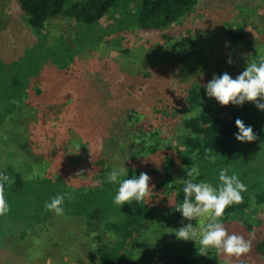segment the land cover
I'll return each instance as SVG.
<instances>
[{
	"label": "rangeland",
	"instance_id": "obj_1",
	"mask_svg": "<svg viewBox=\"0 0 264 264\" xmlns=\"http://www.w3.org/2000/svg\"><path fill=\"white\" fill-rule=\"evenodd\" d=\"M139 5L140 0H123L94 26L54 19L36 34L23 20L16 0H0V62L9 69L2 84L7 86L0 89V117H11L2 112V105L16 98L8 87L9 74L16 70L25 83L21 103L31 111L17 124L7 121L12 131L7 143L0 142V171L10 175L9 166H22L11 163L14 153L36 172L71 176L78 184L92 181L94 172L87 171L85 162L93 163L113 134L102 123L131 109L143 116L146 129H163L162 139L175 144L182 119L192 111L185 104L189 86H206L214 75L225 72L235 78L264 46V0H200L190 16L157 32L139 29ZM240 26L245 37L235 40L229 32ZM260 139L249 143L240 165L256 173L250 176L249 187L262 179L258 174L264 170V140ZM73 143L81 147L78 153L71 148ZM154 178L150 177L147 198L154 200L156 209L167 207L172 200H165L163 190H155ZM247 215L251 228L238 220L224 224L229 233L252 241L250 252L233 257L232 264H264V257L255 252V243L264 238V205H252ZM52 218L49 226L44 216L38 222L34 218L6 222L0 264H97L95 248L80 222L55 213ZM159 222L146 225L148 238L142 236V242L148 246L131 251L135 263L165 264L168 253L182 251L195 263L200 245L178 240L174 232L188 223L202 229L207 220L183 219L169 226ZM20 232H27L22 240ZM224 259L219 255L220 264Z\"/></svg>",
	"mask_w": 264,
	"mask_h": 264
},
{
	"label": "trees",
	"instance_id": "obj_2",
	"mask_svg": "<svg viewBox=\"0 0 264 264\" xmlns=\"http://www.w3.org/2000/svg\"><path fill=\"white\" fill-rule=\"evenodd\" d=\"M122 1L16 0V4L30 30L39 34L49 22L58 18H66L84 26H94ZM199 1L140 0L137 25L143 32L162 31L190 16ZM243 31L244 27L240 26L237 32L230 31L229 36L240 40L245 37ZM257 54L254 61L258 62L264 58V46L257 50ZM7 67L0 62L2 90L7 86L2 85L5 81L4 72L9 71ZM20 77L19 70L9 74L11 81L8 87L10 91H14L16 98L13 97L12 101L1 104L2 112L10 113L11 117L6 120L5 117L3 119L0 117L2 121H6L3 126L0 122V142L4 140L7 143L11 136L12 130L7 127L8 120L17 124L20 118L31 112L29 105L21 103L26 95H22L25 83ZM260 102L264 103V101ZM185 104L192 110L191 112L195 111L196 115L189 114L182 119V133L177 143L172 145L170 143L167 145L162 139L163 129H146L143 124L147 122L143 121V116L134 109L128 110L122 116L116 115L114 121L112 115L108 122L110 124L102 123L103 128L113 134L108 143L103 145V149L101 151L98 149L100 152H97L96 160L93 163L85 162L87 171L94 172L92 181L90 179L89 182L78 184L71 176H61L44 170L36 172L32 169L33 165L27 167L23 160L17 159L14 153H10V157L14 159L11 163L17 161L22 166H18L17 169H14V165L8 167L10 176L15 177V183L5 189L10 211L0 216V244L2 243L0 249H3L1 246H4L3 241L8 233V229L4 227L6 222L17 223L22 218L23 221L34 218L38 222L44 216L47 218L44 224L49 226L52 224L54 212L45 209V203L58 193H68L62 205L64 208L62 215L77 219L84 227V235L95 248L97 264H136L132 259L131 251L148 246L145 241L142 242V236L148 238L146 225L147 227L159 225V221L163 220L164 224L169 226L184 219L179 212H176V207L183 201V180L187 179L185 168L190 167L191 164L200 167L201 176L197 178V182L206 180L214 187L219 185V169L223 167H228L230 174L235 172L239 176L247 186V191L242 193L243 202L228 207L222 221L225 224L238 220L251 228L252 224L248 222L249 215L246 214L251 210L252 205H264V170L258 174L262 178L261 182L249 187L250 176H255L256 173L247 171L240 165L245 159V151L250 142L241 143L235 139L238 133L235 122L237 119L242 120L246 126L253 128L258 139L264 140V112L257 109L255 102H246L243 106L231 104L227 107L221 106L214 99L206 96L205 86L199 83L189 86ZM7 132L10 134L9 137ZM13 139L15 141V138ZM89 144L86 146L87 150L83 149L85 154L88 152ZM162 144L165 145L164 148L161 147ZM207 149H213L217 155L214 164L205 159ZM150 159H153V162L147 163ZM123 164L129 170V178L132 177L133 171L137 176L143 172L149 177H155L157 182L155 190H163L165 200L167 198L169 201L172 200L170 205L156 209L154 200L149 201L148 198L140 204L133 202L132 205L125 204L122 208L113 204L117 186L107 183L97 184V181L102 180L113 167ZM147 166L149 170H145ZM30 213L33 215L30 216ZM18 235L22 240L27 236V232H20ZM255 252L264 257V238L255 243ZM198 254L200 256L198 260L192 263V255L189 253L184 251L179 254L168 253L165 264H220L219 255L215 250L210 249Z\"/></svg>",
	"mask_w": 264,
	"mask_h": 264
},
{
	"label": "clouds",
	"instance_id": "obj_3",
	"mask_svg": "<svg viewBox=\"0 0 264 264\" xmlns=\"http://www.w3.org/2000/svg\"><path fill=\"white\" fill-rule=\"evenodd\" d=\"M229 63L232 61L229 60ZM205 94L208 98L214 99L219 105L227 107L243 106L246 102H255V106L264 112V58L257 61H249L245 70L233 78L227 72L219 76H213L212 80L205 86ZM191 115H196L193 111ZM236 128L238 133L235 139L241 143L253 142L257 139L251 126L237 119ZM71 148L78 153L80 146L73 143ZM217 155L213 149L205 151V159L209 163L216 162ZM187 179L183 180V201L176 207V212L188 220L205 218L206 225L197 229L192 223L175 230L174 235L181 241H192L200 245L201 252L215 250L218 255H223V264H232V258H239L250 252L252 241L246 240L243 236L229 233L222 218L225 210L232 205H239L243 202V195L247 186L235 172L228 167L219 169V185L213 186L206 180H199L201 170L198 165L191 164L185 168ZM15 183V177L0 171V216L10 211V205L5 197L7 186ZM107 183L116 185L117 190L113 196L112 203L118 206L125 204L132 205L133 202L140 204L150 194V177L147 173L141 172L138 176L135 171L129 178V170L125 164L113 167L102 180L97 184ZM68 193H58L45 203V209L60 216L64 212L62 207Z\"/></svg>",
	"mask_w": 264,
	"mask_h": 264
}]
</instances>
